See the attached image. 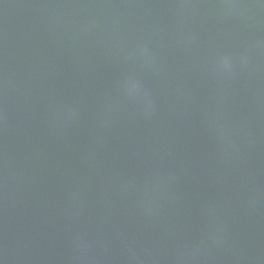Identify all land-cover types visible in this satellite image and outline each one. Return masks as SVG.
Here are the masks:
<instances>
[{
    "label": "water",
    "instance_id": "1",
    "mask_svg": "<svg viewBox=\"0 0 264 264\" xmlns=\"http://www.w3.org/2000/svg\"><path fill=\"white\" fill-rule=\"evenodd\" d=\"M0 264H264V0H0Z\"/></svg>",
    "mask_w": 264,
    "mask_h": 264
}]
</instances>
